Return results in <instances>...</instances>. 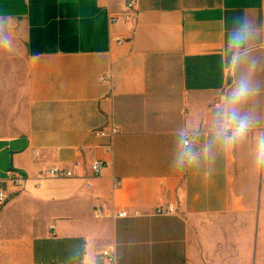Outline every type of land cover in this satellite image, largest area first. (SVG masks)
Listing matches in <instances>:
<instances>
[{
    "label": "crops",
    "instance_id": "crops-1",
    "mask_svg": "<svg viewBox=\"0 0 264 264\" xmlns=\"http://www.w3.org/2000/svg\"><path fill=\"white\" fill-rule=\"evenodd\" d=\"M245 22L248 55L225 81L226 38ZM249 75L254 130L205 156L223 93ZM109 126L112 152L96 132ZM185 128L194 161L179 167ZM261 135L264 0H0V184L22 177L0 209V264H107V249L117 264H259Z\"/></svg>",
    "mask_w": 264,
    "mask_h": 264
},
{
    "label": "clouds",
    "instance_id": "clouds-1",
    "mask_svg": "<svg viewBox=\"0 0 264 264\" xmlns=\"http://www.w3.org/2000/svg\"><path fill=\"white\" fill-rule=\"evenodd\" d=\"M250 29L245 22L237 24L228 34L225 44L231 53L230 60L226 55L221 56L224 80L234 77L242 59L247 57L246 45L249 40ZM254 62L249 67V72L254 70ZM236 85H228L223 93V100L213 113L212 125L208 129L209 139L203 145L202 151L207 156L213 147L220 145L231 150L238 143L247 139L249 133L254 130L256 120L250 113L244 112L243 108L251 98L257 94V89L251 85L250 75L242 77ZM197 129H182L177 133L175 163L179 167L190 165L194 161L192 151L193 139L197 135ZM255 161L258 170L264 169V135L257 138L255 146Z\"/></svg>",
    "mask_w": 264,
    "mask_h": 264
},
{
    "label": "built area",
    "instance_id": "built-area-1",
    "mask_svg": "<svg viewBox=\"0 0 264 264\" xmlns=\"http://www.w3.org/2000/svg\"><path fill=\"white\" fill-rule=\"evenodd\" d=\"M134 4L131 2L128 4V7L132 9ZM122 18L125 21H130L132 18L131 12H126L123 14ZM113 21L117 20L116 16L112 17ZM119 42H122L119 40ZM106 78L103 76L102 80H105ZM97 134L101 137H104L107 139V142L103 145L104 149L108 152H112L114 148V140L116 135L119 133V129L113 126L101 128L96 131ZM108 163L101 159H96L92 162L91 169L93 171L94 176H100L103 172V170L107 167ZM48 176L53 178H69L76 176L74 172L71 169H65V168H52L48 170L46 173L42 174V176ZM7 182L11 184V186L17 188L21 182L22 177L15 175V174H9L6 178ZM116 184H119V182H116ZM8 190L7 188H4L0 184V209L13 197L15 190ZM176 212V208L172 204L168 205H159L156 209V213L158 215H171ZM121 216L128 215L127 211H122L119 213ZM104 257L106 259L107 264H117V258H116V252L114 249H107L103 252Z\"/></svg>",
    "mask_w": 264,
    "mask_h": 264
},
{
    "label": "rangeland",
    "instance_id": "rangeland-1",
    "mask_svg": "<svg viewBox=\"0 0 264 264\" xmlns=\"http://www.w3.org/2000/svg\"><path fill=\"white\" fill-rule=\"evenodd\" d=\"M263 188V204L261 206L262 209V230H261V245H260V249H259V256L257 259V262L259 264H264V186H262Z\"/></svg>",
    "mask_w": 264,
    "mask_h": 264
}]
</instances>
